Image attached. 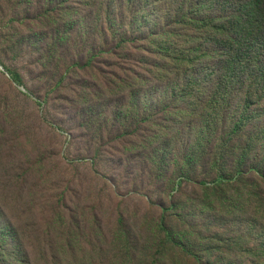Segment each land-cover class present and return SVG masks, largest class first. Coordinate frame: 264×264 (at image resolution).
I'll use <instances>...</instances> for the list:
<instances>
[{
	"label": "trees",
	"instance_id": "16d2710c",
	"mask_svg": "<svg viewBox=\"0 0 264 264\" xmlns=\"http://www.w3.org/2000/svg\"><path fill=\"white\" fill-rule=\"evenodd\" d=\"M43 1L40 15L54 27L41 34L52 40L40 58L69 46L68 67L95 73L74 91H128L114 113L108 100L122 121L108 130L135 137L156 175L171 172L173 188L188 182L199 195L192 212L178 196V230L167 222L175 204L162 206L161 243L193 264H264V0ZM103 57L114 70L94 68ZM75 100V116L101 134L93 106ZM9 230L2 223L0 236ZM14 241L7 262L30 264Z\"/></svg>",
	"mask_w": 264,
	"mask_h": 264
},
{
	"label": "rangeland",
	"instance_id": "374dc122",
	"mask_svg": "<svg viewBox=\"0 0 264 264\" xmlns=\"http://www.w3.org/2000/svg\"><path fill=\"white\" fill-rule=\"evenodd\" d=\"M43 2L0 0V225L10 228L0 236V264L12 260L14 239L30 264H193L161 243L159 223L162 206L173 202L167 222L178 230V196L192 212L196 189L188 182L173 188L175 175H156L151 156L138 155L135 137L108 130L122 124L108 100L114 113L129 104L128 91H74L95 73L68 67L69 46L40 58L52 40L41 34L54 27L40 15ZM112 60L103 57L94 68L114 70ZM85 92L92 96L78 99ZM71 99L93 106L101 134L82 125Z\"/></svg>",
	"mask_w": 264,
	"mask_h": 264
},
{
	"label": "water",
	"instance_id": "95a60500",
	"mask_svg": "<svg viewBox=\"0 0 264 264\" xmlns=\"http://www.w3.org/2000/svg\"><path fill=\"white\" fill-rule=\"evenodd\" d=\"M0 67H2V66H0ZM22 89H24V87H22ZM25 90V89H24Z\"/></svg>",
	"mask_w": 264,
	"mask_h": 264
}]
</instances>
